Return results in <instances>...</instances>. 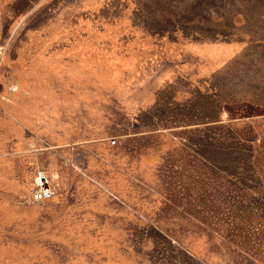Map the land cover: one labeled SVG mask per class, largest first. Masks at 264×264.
I'll list each match as a JSON object with an SVG mask.
<instances>
[{
    "label": "rangeland",
    "instance_id": "obj_1",
    "mask_svg": "<svg viewBox=\"0 0 264 264\" xmlns=\"http://www.w3.org/2000/svg\"><path fill=\"white\" fill-rule=\"evenodd\" d=\"M0 264H264V0H0Z\"/></svg>",
    "mask_w": 264,
    "mask_h": 264
},
{
    "label": "built area",
    "instance_id": "obj_2",
    "mask_svg": "<svg viewBox=\"0 0 264 264\" xmlns=\"http://www.w3.org/2000/svg\"><path fill=\"white\" fill-rule=\"evenodd\" d=\"M44 179V180H43ZM42 181L38 184V188L35 192V200L43 201L45 198L52 194V188L48 184V176L43 177Z\"/></svg>",
    "mask_w": 264,
    "mask_h": 264
}]
</instances>
